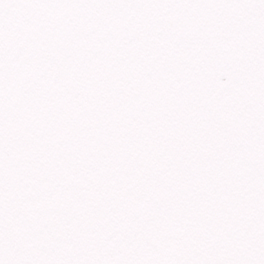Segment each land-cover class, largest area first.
<instances>
[{
	"label": "snow or ice",
	"instance_id": "obj_1",
	"mask_svg": "<svg viewBox=\"0 0 264 264\" xmlns=\"http://www.w3.org/2000/svg\"><path fill=\"white\" fill-rule=\"evenodd\" d=\"M0 264H264V0H0Z\"/></svg>",
	"mask_w": 264,
	"mask_h": 264
}]
</instances>
